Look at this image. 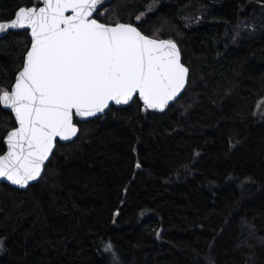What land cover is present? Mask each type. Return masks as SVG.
<instances>
[{
  "label": "trees",
  "instance_id": "16d2710c",
  "mask_svg": "<svg viewBox=\"0 0 264 264\" xmlns=\"http://www.w3.org/2000/svg\"><path fill=\"white\" fill-rule=\"evenodd\" d=\"M34 5L0 0V21ZM100 11L174 40L187 86L163 112L135 97L76 120L36 183L0 182V264H264V0H112ZM30 42L26 29L0 37V88ZM15 126L0 106V155Z\"/></svg>",
  "mask_w": 264,
  "mask_h": 264
},
{
  "label": "snow or ice",
  "instance_id": "6c2138e0",
  "mask_svg": "<svg viewBox=\"0 0 264 264\" xmlns=\"http://www.w3.org/2000/svg\"><path fill=\"white\" fill-rule=\"evenodd\" d=\"M107 2L42 0L0 21V33L28 29L31 40L11 90L0 88V106L18 124L5 138L0 179L21 188L37 181L58 138L78 135L76 118H99L135 97L144 111L163 112L185 90L190 70L178 44L149 37L131 23L100 22L95 15L104 14Z\"/></svg>",
  "mask_w": 264,
  "mask_h": 264
},
{
  "label": "water",
  "instance_id": "95a60500",
  "mask_svg": "<svg viewBox=\"0 0 264 264\" xmlns=\"http://www.w3.org/2000/svg\"><path fill=\"white\" fill-rule=\"evenodd\" d=\"M111 1H112V0H108L107 3L111 2ZM107 3H106V4H107ZM106 4H105V5H106ZM37 6H42V0H39V5H37ZM13 17H14V16H13ZM13 17H12V18H13ZM12 18H11V19H12ZM11 19L6 20V21H10ZM100 22H101V21H100ZM102 23H103V22H102ZM133 25H134V24H133ZM134 26H136V25H134ZM136 27H137V26H136ZM26 30H28V29H26ZM139 30H140V29H139ZM28 33H29V37H30V30H28ZM5 34H7V32H6V33H0V37L4 36ZM149 37H150V36H149ZM163 39H165V38H163ZM30 41H31V40H30ZM29 47H30V46H29ZM181 60H182V58H181ZM23 63H24V62H23ZM182 63H183V61H182ZM16 75H17V74H16ZM14 83H15V80H14ZM14 83H13V84H14ZM12 86H13V85H12ZM186 86H187V85H186ZM11 88H12V87H11ZM10 90H11V89H10ZM10 90H9V91H10ZM183 92H184V91H183ZM183 92H182V93H183ZM182 93H181V95H182ZM181 95H180V96H181ZM180 96H179V97H180ZM179 97H178L176 100H178ZM137 98H138V97H137ZM138 99H139V98H138ZM133 100H134V99H133ZM139 100H140V99H139ZM176 100H175V101H176ZM140 101H141V100H140ZM175 101L170 102L169 106H170L172 103H174ZM141 102H142V101H141ZM130 103H131V102H130ZM130 103H129V104H130ZM112 106L119 108V107H124V106H126V105H112ZM112 106H111V107H112ZM169 106H168V107H169ZM168 107H167V108H168ZM2 108L5 109L3 106H2ZM167 108H166V109H167ZM166 109H165V110H166ZM5 110H6V109H5ZM150 110H152V111H158V110H154V109H150ZM165 110H164V111H165ZM8 111L11 112V110H8ZM107 111H108V110H106V112H107ZM11 113H12V112H11ZM12 115H13V117H14V113H12ZM101 116H102V115H101ZM93 118H95V117L87 118V119H85V120H81L80 118H76V120H79V121H87V120H89V119H93ZM14 119H15V117H14ZM15 122H16V121H15ZM17 126H18V124H17V122H16V126H15V127H17ZM77 126H78V125H77ZM15 127H14V128H15ZM5 138H6V137H5ZM75 138H76V137L72 138V140H69V141H61V140H59V138H58L57 142L68 143V142L73 141ZM4 143H5V139H4ZM5 146H6V143H5ZM54 150H55V149H54ZM6 151H7V147H6L5 152H6ZM5 152H4L3 154H5ZM3 154H1V155H3ZM50 158H51V156H50ZM49 160H50V159H49ZM46 163H47V162H46ZM42 174H43V173H42ZM41 176H42V175H41ZM40 178H41V177H40ZM40 178H39V179H40ZM39 179H38V180H39ZM38 180H37V181H38ZM37 181L30 182L29 185L34 184V183H36ZM0 182L7 183V184H9V185H11V186H13V187H15V188H18V189H27V188L29 187V186H28L27 188H21V187L18 186V185H13V184H11V182L7 181L6 179H0Z\"/></svg>",
  "mask_w": 264,
  "mask_h": 264
},
{
  "label": "rangeland",
  "instance_id": "374dc122",
  "mask_svg": "<svg viewBox=\"0 0 264 264\" xmlns=\"http://www.w3.org/2000/svg\"><path fill=\"white\" fill-rule=\"evenodd\" d=\"M259 104H260V102H259ZM259 104H258V105H259Z\"/></svg>",
  "mask_w": 264,
  "mask_h": 264
}]
</instances>
